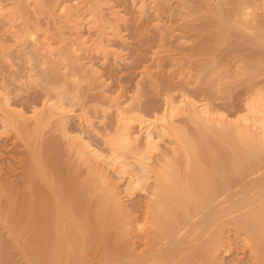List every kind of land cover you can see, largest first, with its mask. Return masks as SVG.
Masks as SVG:
<instances>
[{
	"label": "bare ground",
	"instance_id": "obj_1",
	"mask_svg": "<svg viewBox=\"0 0 264 264\" xmlns=\"http://www.w3.org/2000/svg\"><path fill=\"white\" fill-rule=\"evenodd\" d=\"M40 1L42 0H22L18 5L15 3L17 8L12 4L13 6H10V8L13 10L15 21H12L14 19L12 11L5 15V18H9L10 14L12 17V20H10L11 17L9 19L7 18L8 23H6L10 26L9 28H11L15 22L17 24L21 19L23 21L26 20L23 16H27L28 18L30 15L34 17L37 15L39 17L38 14L44 11L41 5L42 2ZM10 2L12 1L10 0ZM14 2L15 0L13 3ZM44 2L45 0L43 3ZM47 2L48 1H46L45 4ZM184 2L186 4L188 3L186 7L190 14H197L195 15V20H193L195 21L194 25H192L193 28L191 27L193 33L196 32L193 34L195 36L194 38H196L194 39L196 42L182 49L188 51V56L192 55L195 57L197 67L204 66L202 65L205 60L203 55L207 57V55L209 56V54L212 53V56H210L211 60L207 59V61L210 60L207 63H210L209 67L211 68L216 67L213 70L210 68V70L214 72H217L221 67H217L220 63L225 64L223 63L225 60H227V62L235 59H242L241 61L244 62L254 60V69L253 73H250L251 75L258 73L257 71L264 67V64H262L264 62V14L257 22L254 17L255 22L252 21V18H250L252 22L248 20L249 18L247 17L245 8L248 6L250 0L249 2L248 0H221L217 1V3L213 2L214 6H212L213 4L209 3L208 0H186ZM205 2L211 4V6L207 7L206 5L208 4ZM47 6L49 7V4H47ZM47 6L45 7L48 9ZM13 7L17 9V11H15L18 12L17 15L20 17L19 21L14 13V9H12ZM49 8H52V6ZM204 12L210 17L209 20L204 16ZM19 13H21L22 16L19 15ZM204 17L207 19H204ZM121 18L122 17H120V19ZM22 20L18 23L19 26L25 25V22L28 24L27 21L23 22ZM33 20L32 18L30 23L33 22ZM9 21L12 22L10 23ZM193 21H191V24ZM36 22L38 23V21ZM253 22L255 24H253ZM9 23H13L12 26ZM18 24L16 25L18 29L16 30L14 28L15 26H13L12 28H14L15 31L12 29L14 32L10 33L14 34L17 38L20 34L17 36V34H15L16 31L18 33L27 34L26 28H30L28 27L29 25H26L27 27H24L22 30V26V28L20 27L22 30L21 32ZM250 24L252 27H255L254 33L248 35V32L243 33L240 31L241 25L244 26V28H250ZM130 26L133 27L132 23H130L129 27ZM9 28H7L6 31H8ZM133 29L135 28L133 27ZM23 31L25 33H23ZM136 32L138 31L134 33ZM3 33L7 34L5 31ZM136 34L137 37L135 39L134 37L136 35L134 34L135 36H132L134 40V42H132L134 45L136 44L135 47L137 46L136 49L140 48L139 50L142 51L141 48L144 46L147 50V47H145V42H147V40H145V42L143 41L145 37L142 35L139 37L140 33ZM225 37H227L228 40H224L226 43L222 41ZM21 38L20 36L18 41L21 40ZM149 40H152V37L151 39L149 38ZM154 41L155 38L152 42ZM221 41L223 42L222 47ZM0 42L2 45L5 44H3L1 40ZM224 44L226 45L224 46ZM7 46L4 45V48L2 47L1 49H4V51L2 52L0 50V52L4 53L5 47L8 51L9 47ZM135 47H133V49H135ZM10 49L8 51L9 53L12 51ZM127 49L129 50V48ZM131 49L132 47L128 52V54L131 52V54H129L130 57L133 55L135 56V53H133ZM63 50H65V48ZM139 50L136 52H139ZM216 50L217 52L219 50L218 55L215 53ZM59 51L57 50V53ZM142 52H145V50ZM140 53H137L139 55L135 57L133 56V61L130 59L132 64H134L132 66H135L134 68L136 69L139 65L135 62L141 58ZM142 55L145 57L147 56L144 53H142ZM144 56L142 59H146ZM198 56H201V58ZM193 57L192 60H194ZM228 58L232 59L229 60ZM142 59L138 61V64H140V61H143ZM153 61L151 63H153ZM143 62H147V60ZM158 63L160 64V62ZM191 63L193 62L191 61ZM125 64L123 67L119 68H115L117 65L114 67L110 66L111 68L108 66L102 74L106 75L111 81H115L116 77L122 78L125 74L127 76L130 69L129 67L132 66L127 65V67ZM212 64L214 67L211 66ZM152 65L151 67L153 68ZM156 65L158 66V64ZM146 66L153 71L150 64ZM164 66L163 64V67ZM191 66L193 67L195 65ZM255 66L258 70L255 69ZM259 66L261 68H259ZM177 67L178 65L176 68ZM180 67H178L179 69L177 70L183 68ZM202 67L198 69H202ZM149 68L147 69L148 75H151ZM157 68L160 69L161 67L158 66ZM190 68L191 67H188V70ZM28 69L30 68L28 67ZM159 69H156V72L153 71V73L159 72L161 70ZM191 69L193 70V68ZM205 69L206 66L203 70L205 71ZM227 69L229 68L227 67ZM37 70H39V68ZM131 70H133V68H131ZM185 70L183 69L181 72H187V70ZM55 71L53 70L52 72L56 73ZM145 71L143 70V72ZM169 71L171 73H169ZM194 71L198 72L197 69ZM224 71L221 70L220 72ZM130 72L132 74L133 71ZM166 72L167 71L162 74V77H164L165 74L169 76V74L173 72V74L178 77L175 82L179 81L182 77L180 76L181 72L178 73L179 76H177L173 70H168V72ZM43 73L45 72L43 71ZM47 73L48 72H46V74ZM77 73L79 74V72ZM145 73L146 77H148L147 72ZM204 73L207 74L206 72ZM32 74L31 72V75ZM173 74L172 78H170L171 81L167 80L171 75L169 77L166 75L162 82L161 74H159L160 80L157 76H154L156 81H153L155 83L149 80L153 79V76H149L147 78L148 80H144L145 83L149 82V84L145 85L143 82L144 84H142L146 87H143L141 84L143 87L142 89L138 86L141 82H136V86L140 88L136 90L140 92H137V94L143 95L139 96L138 94V97H144V100L147 98L144 95L148 96L147 93L150 91V88L149 90L147 89L148 87H155V85L159 83L158 80L161 82V85L164 83V87L162 86V88L165 89L164 93L163 89L161 88V91L159 88L161 85L157 87L160 83L156 86L158 89L155 87L156 89L153 88L154 90H152L151 88V91L155 92V94H160H156L157 98L158 96H164L160 105H156V107L158 106L156 109L152 106L155 111L151 108L150 110L149 106L153 103L147 101L143 102V100L140 99V102H142L141 104H134V101H137V103L139 101L134 100L132 101L133 104L131 103L130 106L128 104V106L126 105L121 109L118 107L119 109H117V111L115 110L116 118L114 120L116 121L113 122L114 124L110 128L108 127L110 130H106L105 136L103 135L104 137L98 140V142H96L97 140L95 142L86 141L82 140L80 136L70 135L67 126L68 120L66 119L67 117L65 118V114H61L63 117L60 115L58 129L61 138H64L65 148H62L61 151L59 150L60 152H55L54 156L51 155V159H47L49 157L44 158L42 151L39 149L40 152H38V147H35L37 144L33 147L35 139H30L32 142L29 141V152L31 146L32 151L30 152L31 154H28L30 158H27V161L30 159V162L28 161L30 165H26V167L29 166L28 169L24 170V164L26 163L24 161L25 159L22 160L23 163H21V165L23 164L22 169L24 168V173L25 171L28 173L29 170V176H27V178L25 177L26 174L23 176L27 180L29 177V181L26 183V185L29 184L26 187L28 191L26 193V190L25 192L24 190H20L23 194L26 193L28 195L24 196V198L22 197L23 195H19L21 193L19 190L16 192L17 189L5 188L2 191L0 189V243H2L3 238L6 237L7 239L5 238L3 243L8 240V242H10V244H8L11 245L12 248H15V251L18 248L17 251L19 252L16 251L18 255L14 254L16 252L9 246L11 249H8V253L5 254L4 252L7 251H4L5 249L3 248H6V246L2 243L4 247H2L1 244L0 246L3 250L0 251H3L2 253L5 256H3L2 253L0 255L7 260L5 261L4 258L0 256L4 261L2 263V259L0 258V264H219L220 261H218V259L220 254L225 251H231L229 250L231 246L228 247L229 244H232L230 243L231 240L228 239L229 237L224 233L227 230L229 231V229H232V231L234 230L233 234L234 232L236 233V236L234 235L235 238L232 237L234 238V242L232 240L233 243L237 242L235 241L237 238L241 240V246L238 245L240 242L236 243V245L240 247L238 253H242V256L236 264H264V116L263 120L261 119V121H259L260 132H258L249 125L246 116L239 117L238 119L230 117L232 119H229V112L227 113L229 116L216 115L218 113L216 107L212 108V106H205L204 108H198L193 102V99L191 100L192 97H188L191 95L187 94L191 92V87H189L190 89L186 88L188 92L185 89L186 93L184 90H181L184 89L183 86H181L184 84L180 83L181 80L178 83L173 81L175 84H170L174 76ZM191 74L189 76H192ZM186 75H183L185 76L184 78H186ZM17 77H22V74ZM43 78L45 79V75ZM129 78L127 80L130 81ZM47 80L50 81L49 79ZM201 81L204 80L201 79ZM206 81L208 82V80ZM203 83H205V81ZM97 84L98 83H95V88H97ZM188 84L186 83L185 85L188 87ZM2 86L0 87L2 88ZM52 86L48 84L47 87ZM73 86L76 87L77 85ZM7 87H5V85L3 86L5 90ZM66 87L67 85L64 88L67 89ZM3 88L2 90H4ZM10 88L11 87H9L8 90H10ZM56 89L57 92L54 96L56 99L61 98L63 95L65 96L66 90H60V88ZM72 89L70 90L72 91ZM159 89L160 91L158 92ZM261 90L262 89H258L256 91V93L259 92L258 96L256 95L258 98L264 93V91L261 92ZM193 91L192 89V92ZM10 92L11 91H9V93ZM118 94L119 92L116 95L117 97ZM252 94H254V92L247 94V96H251ZM248 98L246 97V100ZM105 99L109 100L108 98ZM147 100H149V97ZM0 101L2 100L0 99ZM115 101L113 100V102ZM246 102V105H251V100L248 99ZM110 104H108L109 109ZM114 105L112 103V106ZM102 107L103 109H99H101L103 113L109 110H105L106 107L104 106ZM249 108L248 110H252V108ZM6 109L7 107H4V109L1 108L2 113L5 112ZM81 109V112L84 113L83 108ZM8 111L10 112L9 109ZM146 111L154 112L153 114L150 112L151 114L149 115ZM256 111L258 110L256 109ZM9 112L6 114H8V116L11 114V117L14 119L15 114H9ZM2 113L0 112L1 115ZM146 113L148 117L151 115L153 117L148 118ZM4 114L5 113H3V115ZM48 115L50 114L44 113L41 115L43 117L40 116L37 125L44 124L49 118ZM6 116L7 115L3 117ZM81 116L82 114L80 115V119ZM11 117L10 119H12ZM83 117H86V115ZM0 118L2 121V116H0ZM150 118H152V120L154 118L157 124L154 120L152 123ZM84 119L82 118L83 123ZM87 120L88 121L85 119L86 123L90 121L89 119ZM10 121L8 122L10 123ZM8 122L7 126L9 124ZM3 124L5 125V122H3ZM110 124L111 123L105 125L110 126ZM22 125L23 123L20 124V127ZM37 125L36 127H38ZM91 125L96 128L94 125H97V123H92ZM137 126H139L138 130H136ZM17 127L19 128L17 131L22 133L24 126L21 128L19 126ZM24 129L27 130L24 132L28 133L31 127L29 128L27 126V128L25 127ZM34 130H31L32 135L35 132ZM31 131L29 133H31ZM96 131L97 130H95V132ZM28 135L30 136L31 134ZM0 140L2 139L0 138ZM8 140L10 139L8 138ZM35 141L37 142V140ZM158 141L165 142H162V149L159 147L161 143ZM4 142L2 143L4 144ZM3 144L0 145V149ZM1 174L0 172V175ZM111 176L123 178L125 180L124 189L120 190L119 186L116 187V185L113 184ZM23 177L22 179H25ZM0 178H2V176ZM35 178L37 182L40 183H38V186L37 183L35 184ZM0 183L2 182L0 181ZM45 188L47 190H45ZM45 191L49 192V195ZM122 192H125L127 197H133L134 195L136 198V194H138V197H143L144 199H142L144 201L141 199L142 205L140 208H138L139 204L137 207L135 202H132L130 205L122 203ZM137 199L139 200L140 198ZM137 203H140V201ZM137 210H140V212H136ZM138 213L140 215H138ZM139 216L145 219L149 225L146 224V227L142 225L140 226L141 228H137L136 226L137 229L131 230L132 233L134 232L133 237L139 239L138 243L137 240L135 241L137 245L133 247V245L131 246L133 241L131 240V244L129 243L130 241H128V238L131 237L129 236V232L136 222H138ZM230 233L231 231L228 235H230ZM11 240L16 244L15 246L11 243ZM9 253H11V255ZM14 255L18 256L15 259L16 261H13ZM6 256L9 257L6 258ZM10 256L13 257L12 261Z\"/></svg>",
	"mask_w": 264,
	"mask_h": 264
},
{
	"label": "rangeland",
	"instance_id": "obj_2",
	"mask_svg": "<svg viewBox=\"0 0 264 264\" xmlns=\"http://www.w3.org/2000/svg\"><path fill=\"white\" fill-rule=\"evenodd\" d=\"M11 1L12 2H10V0H0V40L2 41L3 44L5 43L4 44L5 46L10 45L7 47H9V49L11 48L10 50H12L9 53L8 52L9 49L7 51L6 50L7 48L5 47V52H4L5 54L2 53L4 51V49L3 50H1V49L4 45H2L0 42V45H1L0 50L2 51V52H0V55H1L0 56V86H2V84H3V86L5 85V87H7V86L11 87L10 90H8L9 87H7V89H6L7 91L5 90V88H3V86H2V88L4 90H2V88L0 87V99L2 100V101H0V112L2 113L1 108L4 109V107L5 108L7 107L6 111L3 112L5 114L4 115H3V113H2V115L0 114V116H2V121L0 118V121H1V123H0V138L2 140H0V141L4 142L5 140H8V138L10 139V140H8L9 143H8V141L4 142V144L6 143L7 146H6V144L4 145L2 142H0V145L3 144V146H1V147L2 148L4 147L3 149L1 148L2 150L0 149V153H1V155H0L1 156L0 157V169H1V171L0 172L2 173L0 175V177L2 176V178H3V179L0 178V181L2 182V183H0L1 191L5 188H8V189L10 188L13 190L17 189V191L15 190L16 192H18V190L19 191L24 190V192H25L26 187L29 185V184L26 185L27 181H29V177H28V180L26 179L27 176H29V174H28L29 170H28V173H26V171L24 173V171H23L24 168L22 169L23 164L21 165V163H23L22 160L25 159L24 161L26 163L24 162L25 163L24 164L25 165L24 170L28 169L29 166L26 167V165H30V164H28V161L30 162V159H28V161H27V158H30V155L28 157V154H31L30 152L32 151L31 150L32 146H31L30 152H29V143L32 142L30 140L31 138L33 140L34 139L37 140V142L34 140L35 143H33L34 144L33 147L37 144V146H35V147H38V152H40V150H41L42 153L44 154L43 155L44 158L49 157L47 159H51L50 158L51 155L54 156L55 152H60L62 150V148H65L64 140H63L64 138H61V136L59 134V130H58L59 129V118H60L61 114H63V115L65 114L64 115L65 118L67 117L66 118L68 120L67 126L69 128L68 133H70V135L80 136L82 138V140L92 141V142H95L97 140L96 142H98V140H101V138L105 136L104 134H106V130L109 131L110 130L109 128L114 124L113 122L116 121L114 119L116 118L115 114H116L117 109L124 108V106H126V105L128 106V104L130 106L132 101H134V100H139L138 103H137V101L136 102L134 101V104L135 103L141 104L142 102H140V99H142L143 102L147 101V102L153 103V104L149 103V104H151L150 106L148 105L149 109L151 108L152 110L156 109L160 105L164 96L163 95H162V97L158 96V98H157V95H160V94L156 93L157 94L156 95L155 92L151 91L152 87L147 88L148 90L150 88L151 92L148 91V93H147L148 96L144 95L145 97H147V98H145V100H144V97L143 98L138 97V94L140 92H139V90L138 91H136V90L140 89V88H138V86H140L142 89L146 84H149L148 81H147L148 83L144 82V80L147 79L149 76H151V77L153 76V79H149V80L156 81L154 76H157V78L159 79V77H160L159 74H161L162 79L161 78L160 79L162 82L163 78L165 79V76L166 75L168 76V74H165L164 77H162V74L165 71L168 72V70H173L177 76H179L178 73L181 72V70H183V69L187 70V72L182 71L180 73V76H182L183 78L185 77L183 75L187 74L186 75L187 79L184 78L185 79L184 80L181 77V79H180L181 81L179 79L178 80L180 81V83H184L181 85V86H183L184 89H181V90L185 91L186 88L190 89L189 87H191V92H192V89L194 90L191 93V92H188L186 89V91L188 93L186 91L185 92L188 95L191 94L188 97H192L191 100L193 99V102L195 103V105H197L198 108H200V107L204 108L205 106H208V107L212 106V108L216 107V109L219 113V114L217 113L216 115L226 116V115H228L227 113L229 112V114H230V116L228 115L229 119H232V118L238 119L239 117H243V116L245 117L246 116L248 118L249 125H251V127L253 129H255V131L260 132L259 131V121H261V119L263 120V116H264V93H262L263 95L261 94L262 95L261 97L259 95L260 98H258L257 96H258L259 92L256 93V91L258 89L259 90L262 89L261 92L264 91V89H263L264 88V70H263L264 67L261 68L259 66V68H261V69L259 71H257L258 69L255 66V69H257L256 71L258 73L251 75L250 73L251 72L253 73V69H254V67H253V61L254 60H251L252 63L248 59L247 60L249 62L248 61H246V62L241 61L242 59H239V60L235 59V60L229 61V62H227V60H225V62H223L225 64L220 63L219 66H217V67L221 66L220 67L221 69L219 68L217 70V72L218 71L220 72L221 70L222 71L225 70L224 71L225 73L224 72H220V73L218 72L217 73L216 71H215L216 72L215 73L212 70L216 67H214L212 64L211 66H213L214 68H211V67H209L210 63H207L211 60L210 56H212V54H213L212 53V54H209V56L207 55V57H209V58H207L205 55H203V58L205 57V60L202 58L204 60L203 61L204 63L202 65H204V66L203 67L200 66V67H202V69H198L200 67H197V65L195 63L196 62L195 57H193L192 55L188 56V51H185L182 49L183 47L189 46V45L193 44L194 42H196L194 40L196 38H194L195 36L193 35L196 32L193 33V29H192L193 26L192 25H194L195 21H193V20H195V17H196L195 15H197V14H190V12L188 11V8L186 7V5L188 6V3L186 4L184 2L186 0H119V1H117V0H112V1H110V0H100V1L99 0H45V2L48 1L46 4H45V2L43 3L44 0H42V1H40L44 4L43 5L41 3V5L44 8V11L40 12V14L41 13L42 14L41 15L38 14L39 17L37 15H36L37 17L30 15L31 19L29 16H28V18H27V16L26 17L23 16L26 20H24V21L22 19L21 20L23 22L27 21L28 24L25 22V25H20V26L18 23L21 22V20L19 21L20 17L17 15L18 12H16L17 11L16 6L22 0H15L14 3H13L14 0H11ZM208 1H209V3L213 4L212 6H214L215 2L217 3V1H221V0H208ZM223 1H225V0H223ZM248 2H249V0H248ZM114 3L115 4L119 3V4L115 5ZM205 3L208 4L207 2H205ZM12 4H14V6L16 7L15 9H14V7L12 9H14L15 15L18 17L19 22H17V24L19 26V29H20V27L22 28V26H23V28H22V30H23L24 27H27L26 25H29L28 27H30L29 29L26 28L27 34L18 33L16 31L15 34H17V36L20 34L18 38L16 36H14V34H10V33L14 32L15 29L16 30L18 29V27L16 26L17 25L16 22L14 24L12 23L13 26H15L14 27L15 29L12 28L13 26H12V24H10L12 21H15V18L13 16V10H11V8H10V6H13ZM47 4H49V7L52 6V8H49L47 6ZM211 4H208L206 6L207 7L211 6ZM45 6H47L48 9ZM43 8H42V10H43ZM143 10H145V11H143ZM10 11H12V16L14 18L12 20V17L10 14V17H11L10 20H12V21L11 22L9 21L10 22L9 24L12 26L11 28H9L10 26L7 24L8 23L7 22L8 17L6 16L7 18H5V15L9 14ZM245 11L247 12V17L249 18L248 20L251 21L250 18H252V21L255 22L254 18H256V22L259 21L264 16L263 15L264 14V1L263 0H250L248 6H246V8H245ZM205 12H204V16L207 17L209 20L210 17L207 16V13H205ZM19 15L22 16L21 13H19ZM25 15H26V13H25ZM120 17H122V18L120 19ZM205 17H204V19H207ZM32 18L34 20H33V22L30 23V21H32ZM36 19H38V20H36ZM35 20L38 21V23ZM34 21H35V23H34ZM191 21H193L192 24H191ZM136 22H137V24H136ZM254 22H253V24H255ZM32 23H34V24H32ZM118 23H120V24H118ZM130 23H132V25L135 29H133V27H131V26H130L131 28L129 27ZM5 24H7V25H5ZM187 24H189V25H187ZM190 24H191V26H190ZM251 24H250L251 27L249 26L251 29L250 28H244V26L241 25L240 26L241 30L240 29L239 30L242 31L243 33L248 32L249 33L248 35H250V34L254 33V31H255V27L253 26L254 27V29H253ZM6 27L9 28L8 31H10V32L6 31V29H7ZM12 29H14V31ZM22 30H21V32H22ZM4 31L6 33L7 32L8 33L4 34L3 33ZM135 31H138L136 33H140L139 37H141V35L145 37L143 39L144 42H145V40H147V42H145V47H147V50L144 48V46H143L144 49L141 48V50L142 51L145 50V52L140 51L139 50L140 48L136 49V47H137V46L135 47L136 44L135 45L133 44L134 40L132 38L135 35L136 36L134 37V39L137 37V34L134 33ZM23 33H25V32L23 31ZM20 36L22 38H21V40L18 41V39H20ZM151 37H152V40H149V38L151 39ZM153 37L155 38L154 42H152L154 40ZM224 40L228 41L227 37L222 39V41L224 43H226ZM172 41H174L176 43H174ZM222 41H221V47H222V43H223ZM148 45H149V47H148ZM225 45L226 44H224V46ZM126 47L129 48V50L132 47L131 50L133 53H135V56L139 55L137 53H140V52L146 54L147 56L145 57L144 55H142V53H140L141 58L140 57L139 58L142 59V57L144 56L146 59L143 58L142 60L143 61L147 60V62H143V61L141 62L140 61V64H138L139 63L138 61L140 60L138 58L139 60H137L135 63L139 66H137L135 64L137 66V69L134 68L135 66H132L134 64H132V62H131V60L132 61L134 60V58H133L134 55L130 57L129 54H131V52L128 54L129 50ZM133 47H135V49H133ZM221 47H220V49H221ZM64 48L66 51L63 50ZM56 49L58 51L60 49L61 50L57 53ZM138 50H139V52H136ZM6 51L8 54L6 53ZM62 51H65L67 53L62 52ZM59 53H60V56H59ZM215 53H217L216 55H218L219 50H218V52L216 50ZM2 54H4V55H2ZM184 54H186V55H184ZM63 55L67 60L63 57ZM128 55H129V57H128ZM201 56L200 57L198 56V57L201 58ZM192 57L194 60H192ZM187 58H188V60H187ZM189 59H190V62H189ZM207 59H210V60L207 61ZM228 59L231 60L232 58L231 59L228 58ZM1 60H3V61H1ZM126 60H128V61H126ZM155 60L160 62V64H162V65H160ZM55 61H57V62H55ZM152 61H153V63H151ZM191 61L193 63H191ZM66 62H67V64H66ZM154 62H156V63H154ZM182 62H184L185 64ZM10 63H12V64H10ZM35 63H37V64H35ZM148 63L150 64V67L152 64H154V65H152L153 68L151 67V69H153V71L156 72V69H159V68H157L159 66V67H161L160 69L162 70V72H163V70H164V72L162 73L161 70L159 69L160 71L157 70L159 72H157V73L154 72L156 74L155 75L153 73V71L150 70V68L148 66H146V65H149ZM121 64H122V66H121ZM124 64L126 66L127 65L132 66V67H129L130 69L128 68L129 71L127 73V76L125 74L122 76V78L116 77L115 81H111L109 78L106 77V75L102 74L104 72L105 68H107L108 66H109V68H111V67H114L117 65V67H115V68H119V67H123ZM156 64H158V66ZM163 64L166 67L165 66L163 67ZM207 64H209V65H207ZM248 64H249V67H248ZM262 64H264V62ZM35 65L37 66V69L39 68V70L36 69ZM67 65H69V66H67ZM177 65H178V67L181 66L183 68L180 67L181 69L177 70V69H179L178 67L176 68ZM191 65H195V66L192 67ZM254 65H256V64H254ZM25 66H27V67H25ZM39 66H41V67H39ZM155 66H156V68H155ZM205 66H206V69H209V70L205 69V71H204L203 69L205 68ZM28 67L30 69H28ZM147 67L149 68V72L151 71V75H148L149 73H148ZM188 67L193 68V70L191 68L188 70ZM223 67H225V68H223ZM227 67L229 69H227ZM23 68H24V70H23ZM131 68H133V70H131ZM144 68H146V69H144ZM154 68H155V70H154ZM210 68L212 70H210ZM55 69H56V71H55ZM195 69H197L198 72H195L194 71ZM231 69H232V71H231ZM53 70L56 73L52 72ZM143 70L144 71L146 70L145 72H147L148 77H146V75H145L146 73L143 72ZM29 71H30V73H29ZM43 71L45 73H43ZM130 71H133L132 74ZM175 71H177V72H175ZM188 71H189V73H188ZM203 71L206 72L207 74H205ZM210 71H211V73H210ZM25 72H27V73H25ZM31 72L33 73L32 75H31ZM40 72H42V73H40ZM46 72H48V73L46 74ZM77 72H79L80 75ZM23 73H25V74H23ZM50 73H51V75H50ZM75 73H77V74H75ZM169 73H171V72L169 71ZM191 73H193V74H191ZM20 74H22V77H17ZM43 74L45 75L46 81L43 78L44 77ZM55 74H56V76H55ZM172 74H173V72H172ZM172 74H169V76L170 75L171 76L170 77L168 76L169 79L167 78V80L171 81L170 78H172ZM190 74L192 76H189ZM203 74L205 75V77ZM97 75H98V77H97ZM254 75H256V76H254ZM124 76H125V78H124ZM207 76H209V77H207ZM84 77H86V78H84ZM88 77H91V78H88ZM41 78H42V80H41ZM59 78H61V79H59ZM92 78H96V79H92ZM128 78L130 79V81L127 80ZM141 78L143 79V81ZM177 78L178 77H176L174 75L172 82H170V84H175L176 82L178 83L179 81L175 82V80H177ZM47 79H49V80L51 79V80L48 81ZM87 79H89V80H87ZM90 79H91V81H90ZM117 79H118V81H117ZM122 79L125 81H123ZM132 79H133V81H132ZM201 79L204 80L206 84L203 83L204 81H201ZM93 80H94V82H93ZM159 80H158V82L160 84L159 83H158L159 85L156 84L155 87L157 85H158L157 87H159L161 85V82ZM206 80H208V82ZM54 81H55V83H54ZM136 82L137 83L141 82V83H139V85L136 86L137 85ZM143 82L145 83V85H143L144 84ZM64 83L67 85L66 88L68 89V91H67V89L64 88L66 86ZM87 83H89V84H87ZM95 83H98L97 85H101V86L96 85L97 88H95ZM186 83L187 84L189 83L188 87H187V85H185ZM48 84H50V86L53 85L55 87L52 86L53 89H52V87H47ZM141 84L143 85V87L141 86ZM73 85H75V86L77 85V86L74 87ZM163 85H164V83L159 88L161 89ZM70 86H71V88H70ZM79 86H80V88H79ZM102 86H103V89H102ZM121 86H122V88H121ZM184 86H186V87H184ZM155 87H153V88H155ZM56 88H60V90H64V91L66 90V93L64 92L65 96L63 95L62 97L60 96L61 98L56 99L54 97L55 93L57 92ZM74 88H76V89H74ZM78 88H79V90H78ZM153 88H152V90H154ZM70 89H72V91ZM160 89L158 90V92L160 91ZM162 89H161V91H162ZM76 90H77V92H76ZM102 90H103V92H102ZM164 90L165 89H163V93H164ZM9 91H11V92L9 93ZM5 92L6 93L8 92L7 93L8 96L6 95ZM69 92H72L73 94L69 93ZM118 92H119V94H118L119 98L116 96ZM137 92H139V93L137 94ZM149 92H150V94H149ZM252 92H254V94L251 95L253 98L251 96H247V94H250ZM100 93H101V96H100ZM124 93H125V95H124ZM98 94L100 97L98 96ZM102 94H103V96H102ZM139 96H143V95L139 94ZM150 96H151V98H150ZM114 97H116V98H114ZM132 97H133V100H132ZM135 97H138L139 99L135 98ZM148 97H149V100H147ZM246 97L251 98V99L248 98L249 100H251V105L249 103L250 106L245 104V103H247L246 101L248 100V99L246 100ZM105 98H108L109 100H107ZM112 99L114 101L116 99L117 102L116 101L113 102ZM117 99L119 100V102ZM1 103H2V105H1ZM112 103H113V105L114 104L115 105L112 106ZM116 103L117 104L119 103L118 104L119 106ZM104 104H106L107 106ZM108 104H110V109L108 108V106H109ZM156 105H158V106L156 107ZM102 106L106 107L105 110L109 109L110 111L108 110L106 112L104 110L105 111L104 112L105 114H104L103 111L101 110V109H103ZM152 106L154 109L152 108ZM247 106H248V108L250 107L249 109L252 108V110H248V108L246 109ZM81 108H83L84 113L81 112V110H82ZM96 108H98V109H96ZM99 108H101V109H99ZM113 108H114V110H113ZM8 109L10 110V112L8 111ZM111 109H112V111H111ZM256 109L258 111H256ZM236 111H237V113H236ZM8 112H9V114L10 113L15 114V117L12 114L14 119L11 117V114L9 115L13 120L10 119L8 114H6ZM146 112L150 115L151 114L150 112H152V111H150V112L146 111ZM153 112H152V114H153ZM44 113L50 114V115H48L49 118L47 119V121H45L44 124L39 125L40 126L39 127L37 125V123L39 122L40 116L43 115ZM102 113H103V115H102ZM147 113H146V116L148 115ZM81 114H82V116L80 119ZM5 115H7L6 116L7 118L3 117ZM63 115H61V116L63 117ZM85 115L87 118L83 117ZM41 117H43V116H41ZM149 117H153V116L151 115ZM230 117H232V118H230ZM4 118H6L7 120ZM82 118L83 119L85 118L86 121H88L87 119H89L90 121L86 123V121L84 119L83 120L84 123H83ZM150 119L153 123L154 118H153V120H152V118H150ZM8 121H10V123ZM102 121H104V122H102ZM3 122H5V125L3 124ZM7 122L9 123L8 126H7ZM19 122L23 123L22 126H24L22 129L23 131L20 129L22 131V133H19V131H17V129L19 130V128L17 126L20 127V124H21ZM90 122H92L93 124L97 123V125H94V126H96V128H94L93 125H91L92 123H90ZM79 123L81 126L79 125ZM104 123L106 125L108 123H111V124H110V126L109 125L106 126ZM88 124L91 126H89ZM156 124H157V122H156ZM34 125H35V127H34ZM36 125L38 127H36ZM27 126L29 128L31 127V129L28 130V133L24 132L26 130L24 128L25 127L27 128ZM37 128H39V129H37ZM92 128H94V129H92ZM138 128H139V126H137L136 130H138ZM31 130L35 131L33 135H32ZM95 130H97V131L95 132ZM30 131H31V133H29ZM28 134H31V135L29 136ZM137 134H139V133H137ZM259 134H261V133H259ZM6 136H7V138H6ZM33 136H34V138H33ZM99 136H100V138H99ZM158 142L161 143V144L160 143L159 144L162 146L159 145V147H161V149H162V147H163L162 142H164V141H162V142L158 141ZM2 155H3V157H2ZM20 165H21V167H20ZM24 175L26 178L23 177ZM22 177L25 178L26 181H25V179H22ZM111 179L113 180V184H115L116 187L119 186L120 190L124 189L125 180L123 178H117V177L115 178L114 176L113 177L111 176ZM35 180H36V178H35ZM36 183H37V186L40 184L39 182H37V180L35 181V184ZM45 190H47V189L45 188ZM1 191H0V193H1ZM27 191L28 190H26V193H27ZM45 192L49 195V192H47V191H45ZM26 193L23 194L21 192L19 195L20 196L23 195L22 197H24V196L28 195ZM121 195L123 196L122 197V203H124V204L130 205L132 202H135L136 206L139 204L138 205L139 207L137 206L138 208H140V206L142 205L141 199L143 197H140V196L138 197V194H136V198L134 195H133L134 198L132 196L127 197L125 195V192H122ZM137 198H140V199L138 200ZM136 199L138 201H140V203H137L138 201ZM136 212H140V210H137ZM138 215H140V214L138 213ZM146 224H148V222L145 219H142L141 216H139L138 222H136V224L134 225L135 227L133 226L130 229V232L133 229L135 230L137 228H141L140 226H142V225H144L146 227L147 226ZM136 226H137V228H136ZM230 231H231V233H230V235H228V233ZM233 231H232V229L231 230L229 229V231L227 230L224 232L229 238L227 236L226 237L231 240V241L230 240H228V241H230V243H232L234 245L226 244V245H228V247L231 246L229 249L231 251H227V252L225 251V252H222L220 254V257L218 259V261H220L219 264H236V262L242 256L241 250H240L241 254L238 253L239 248H240L239 246H241L240 245L241 240H240V238L238 239L237 238L238 236H237L236 237L237 239H235V241L240 242L238 244L239 246L236 245L237 242L233 243L234 242L233 239L236 236V233L234 232V234H233ZM130 232H129V236H131V237L128 238V241H130L129 242L130 244L133 241V244H131V246L133 245V247H134V245H137L135 241L137 240V243H138L139 239L133 237L134 232L133 233L132 232L130 233ZM230 236H231V238L232 237H234V238L231 239ZM5 238L6 237L3 238V241H5ZM133 238H134V240H133ZM232 240H233V242H232ZM3 241H2V243H3ZM139 242H141V241H139ZM2 243H0V245ZM8 243L10 244V242H8V240H6V242L3 243L6 246V248H3V249H5L4 251H7L8 249L12 248L11 245H9ZM11 243L14 244V246L16 245L15 243H13L12 240H11ZM3 244H2V247H4ZM6 244L8 245V247ZM9 246L11 248H9ZM2 247L0 246V250H3V249H1ZM17 249H16V251H17ZM12 250L15 251V248H12ZM2 252L3 251H0V254ZM9 252H10V250H9ZM17 252L14 254L18 255ZM4 253L6 254V253H8V251L4 252ZM9 254L11 255V253H9ZM12 254H13V252H12ZM2 255H3V253H2ZM16 255H14L13 261H16L15 259L18 257ZM3 256H5V255H3ZM3 256H1V257L4 258ZM7 257H9V256H6V258ZM12 259H13V257H11V261H12ZM4 260L6 261L7 259L4 258ZM3 262L4 261L2 259V263Z\"/></svg>",
	"mask_w": 264,
	"mask_h": 264
}]
</instances>
